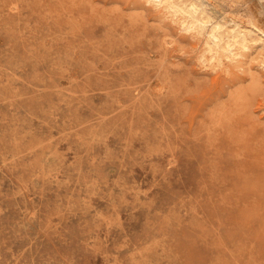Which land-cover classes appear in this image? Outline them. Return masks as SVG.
<instances>
[{
	"label": "rangeland",
	"instance_id": "1",
	"mask_svg": "<svg viewBox=\"0 0 264 264\" xmlns=\"http://www.w3.org/2000/svg\"><path fill=\"white\" fill-rule=\"evenodd\" d=\"M261 32L264 0H0V264H264Z\"/></svg>",
	"mask_w": 264,
	"mask_h": 264
},
{
	"label": "bare ground",
	"instance_id": "2",
	"mask_svg": "<svg viewBox=\"0 0 264 264\" xmlns=\"http://www.w3.org/2000/svg\"><path fill=\"white\" fill-rule=\"evenodd\" d=\"M156 1V0H155ZM158 2V1H157ZM179 2V1H178ZM153 3V2H152ZM159 3V2H158ZM161 3V2H160ZM167 3V2H166ZM170 4H171V2H170ZM196 4V3H195ZM177 6H178V4H176ZM206 5V4H205ZM171 6V5H170ZM184 6V5H183ZM188 6V5H187ZM204 6V5H203ZM175 7V6H174ZM190 7V6H189ZM191 7H193L192 5H191ZM181 8V7H180ZM196 8V7H195ZM178 9V8H177ZM185 9V8H184ZM192 9V8H191ZM188 10V9H187ZM195 11V10H194ZM174 12V11H173ZM185 12V11H184ZM176 13V12H175ZM180 13V12H179ZM193 14V13H192ZM203 14V13H202ZM221 14V13H220ZM223 14V13H222ZM221 14V15H222ZM189 15V14H188ZM194 15V14H193ZM204 15H206V14H204ZM179 16V15H178ZM219 16V15H218ZM190 17V16H189ZM199 17V16H198ZM208 18H209V16H208ZM196 19V18H195ZM195 19H194V21H195ZM202 19V18H201ZM204 19V18H203ZM207 19V18H206ZM213 19V18H212ZM187 20V19H186ZM210 19H208V21H209ZM214 20V19H213ZM199 21V20H198ZM183 22V21H182ZM197 22V21H196ZM202 22H203V20H202ZM198 23V22H197ZM193 24V23H192ZM211 24H212V22H211ZM210 24V25H211ZM182 25V24H181ZM194 25H196V24H194ZM219 25H221V24H219ZM224 25V24H223ZM239 25V24H238ZM199 26V25H198ZM195 27V26H194ZM217 27L218 26H215L214 27V29H217ZM198 28V27H197ZM202 28V27H201ZM208 28V27H207ZM220 28V27H219ZM218 28V29H219ZM235 28V27H234ZM191 29V28H190ZM229 29H230V27H229ZM228 29V30H229ZM193 30V29H192ZM205 30V29H204ZM223 30V29H222ZM199 31H200V29H199ZM210 31V30H209ZM241 31V30H240ZM243 31V30H242ZM252 31V30H251ZM190 32V31H189ZM192 32V31H191ZM197 32V31H196ZM204 32V31H203ZM246 32V31H245ZM229 33V32H228ZM197 34V33H196ZM198 34H199V32H198ZM197 34V35H198ZM205 34V33H204ZM227 34V33H226ZM226 34H225V36H226ZM235 34V33H234ZM234 34H232L233 35V38H234V41H233V39H232V42H231V40L229 39V40H225L223 37H222V35H220V33H219V31L217 30V31H215V32H213L212 33V36H211V38H212V43L214 42L215 43V45L216 46H218L220 49H224L225 51H228V52H230L231 54L234 52V48H236V46L237 47H239V46H241V47H243V48H248V45H247V43H246V41L245 40H238V39H236L235 37V35ZM260 37H261V39H262V43H261V49H262V51H263V55H264V32H261L260 33ZM200 36V35H199ZM228 36H230L229 34H228ZM251 36V35H250ZM201 37V36H200ZM227 37V36H226ZM209 38V37H208ZM229 38V37H228ZM202 39V38H201ZM259 39V38H258ZM209 40V39H208ZM254 42V41H253ZM261 42V41H260ZM257 43V42H256ZM200 44V43H199ZM204 44V43H203ZM250 44V43H249ZM204 46V45H203ZM214 46V45H213ZM250 46V45H249ZM253 46V45H252ZM255 47H256V45H255ZM213 48V47H212ZM242 48V49H243ZM251 48H253V47H251ZM200 49V48H199ZM204 49V48H203ZM241 49V50H242ZM217 50V49H216ZM250 50V49H249ZM208 51V50H207ZM239 51V50H238ZM210 52H211V50H210ZM227 52V53H228ZM250 52V51H249ZM205 53V52H204ZM203 53V54H204ZM208 53V52H207ZM214 53V52H213ZM236 53V52H235ZM234 53V54H235ZM240 53V52H239ZM244 53V52H243ZM251 54V53H250ZM254 54V53H253ZM211 55V54H210ZM237 55V54H236ZM206 56V55H205ZM204 56V57H205ZM222 56V55H221ZM203 57V58H204ZM217 57V56H216ZM231 57H232V55H231ZM207 58V57H206ZM216 59V58H215ZM222 60V59H221ZM223 60H226V59H223ZM232 59H230V61H231ZM219 61V60H218ZM227 61H228V59H227ZM264 61V60H263ZM222 64V63H221ZM218 65V64H217ZM264 65V64H263ZM211 66V65H210ZM214 66V65H213ZM221 66V65H220ZM226 66V65H225ZM219 67V66H218ZM262 67V66H261ZM216 68V67H215ZM215 71V70H214ZM219 72V71H218ZM223 72V71H222ZM258 72V71H257ZM214 82V81H213Z\"/></svg>",
	"mask_w": 264,
	"mask_h": 264
}]
</instances>
